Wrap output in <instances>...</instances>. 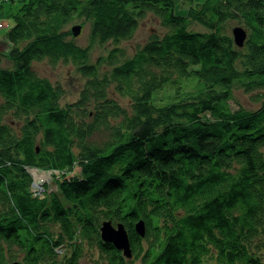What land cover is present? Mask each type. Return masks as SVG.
I'll use <instances>...</instances> for the list:
<instances>
[{
	"label": "trees",
	"instance_id": "trees-1",
	"mask_svg": "<svg viewBox=\"0 0 264 264\" xmlns=\"http://www.w3.org/2000/svg\"><path fill=\"white\" fill-rule=\"evenodd\" d=\"M18 1L0 65V264H264V0ZM149 13L159 29L128 53ZM42 59L85 77L75 101L36 74ZM235 88L258 105L232 109ZM35 167L59 171L55 191L32 192ZM102 221L124 224L132 257Z\"/></svg>",
	"mask_w": 264,
	"mask_h": 264
},
{
	"label": "rangeland",
	"instance_id": "rangeland-1",
	"mask_svg": "<svg viewBox=\"0 0 264 264\" xmlns=\"http://www.w3.org/2000/svg\"><path fill=\"white\" fill-rule=\"evenodd\" d=\"M1 1L2 5H4V10L3 13L0 15V38H2V36H5V33H7L8 29L12 25V19L10 16H8L9 9L12 12H15L20 5L18 0ZM203 1L204 0H176L174 8L176 12L184 13L188 9L189 5H194L198 2ZM74 25L81 26L80 31L78 33L79 35L74 36L76 44H79L81 46L87 45L89 39L88 25L75 20L71 22V24L68 25L67 28L71 30V27ZM234 26H237V24L231 23L229 27L233 28ZM157 28L159 29V21L152 14L149 13L146 15L145 18L141 19L138 27L135 30L136 32L134 33V35L130 39L122 41L121 46L126 49L128 53L132 52L136 45H141L145 43L152 29ZM194 28L199 29V26H194ZM110 47L111 44L106 45V48ZM103 53L105 54V48L103 49V47H101L100 45H94L91 50L92 61H94L97 56ZM9 64L10 63L4 58L0 60V65L2 66L8 67ZM32 68H34L38 76L46 77L51 81V83H59L61 87L64 88V95L61 98V105H64L66 102L75 101L85 82V77L81 76L77 71L76 67L68 62L66 63L64 61H59L56 63H50L47 59H42L41 61H34L32 63ZM233 91V98L231 101H229L232 109H235L238 106L244 108H255L258 105L257 102L255 103L254 101H252L250 92H247L242 88H235ZM118 99L121 103H125V99H123L121 96H118ZM46 174H49V176L51 177L50 173ZM33 179V189H37V187L40 186L39 182L43 180L46 181L47 177L45 179L44 176H42L39 180L37 179L35 181L36 178L33 175ZM48 180V189L55 191L57 189L56 184H54V181L52 179L49 178Z\"/></svg>",
	"mask_w": 264,
	"mask_h": 264
},
{
	"label": "water",
	"instance_id": "water-1",
	"mask_svg": "<svg viewBox=\"0 0 264 264\" xmlns=\"http://www.w3.org/2000/svg\"><path fill=\"white\" fill-rule=\"evenodd\" d=\"M80 28V25L72 26V34L74 36L79 35L78 33L80 31ZM246 34L247 32L244 27L234 26L232 28V36L234 38V42L239 47L243 45V42L246 39ZM135 231L139 236H145V223H143L142 220H138L135 222ZM100 235L103 241L110 243L112 246H115L116 249L121 251L123 256H126L128 258L132 257L129 236L127 234L124 224H113L110 221H102ZM8 264H19V261L11 262Z\"/></svg>",
	"mask_w": 264,
	"mask_h": 264
},
{
	"label": "bare ground",
	"instance_id": "bare-ground-1",
	"mask_svg": "<svg viewBox=\"0 0 264 264\" xmlns=\"http://www.w3.org/2000/svg\"><path fill=\"white\" fill-rule=\"evenodd\" d=\"M1 1V0H0ZM247 38V37H246ZM33 173L34 174V176H35V181L38 179H40V177H42V176H44V178L46 179V177H47V179H46V181H40L39 182V185L40 186H36L37 187V189L36 188H34L33 189V186H31L32 187V192L34 193V194H36V192H37V190L40 192V193H42L43 191H44V186L49 182V178L50 179H52L53 180V177L54 176H59V171L56 169V170H51V173H50V170H43V169H40V168H37V167H35V168H31V170H30V173ZM46 173H50L51 174V177L49 176V174H46ZM44 174H46V175H44ZM33 182H34V180H33ZM33 182H32V184H33ZM31 184V185H32ZM34 185V184H33ZM38 192V193H39ZM132 255V254H131Z\"/></svg>",
	"mask_w": 264,
	"mask_h": 264
},
{
	"label": "crops",
	"instance_id": "crops-1",
	"mask_svg": "<svg viewBox=\"0 0 264 264\" xmlns=\"http://www.w3.org/2000/svg\"><path fill=\"white\" fill-rule=\"evenodd\" d=\"M8 49V42L6 40V37L2 36V38H0V60L2 58L6 59L4 55L7 53Z\"/></svg>",
	"mask_w": 264,
	"mask_h": 264
},
{
	"label": "built area",
	"instance_id": "built-area-1",
	"mask_svg": "<svg viewBox=\"0 0 264 264\" xmlns=\"http://www.w3.org/2000/svg\"><path fill=\"white\" fill-rule=\"evenodd\" d=\"M4 1H6V0H4ZM50 173H51V171H50ZM33 174V173H32ZM34 175V174H33ZM34 180V179H33ZM34 183V182H33ZM33 186V185H32ZM39 191L37 190V193H38Z\"/></svg>",
	"mask_w": 264,
	"mask_h": 264
}]
</instances>
